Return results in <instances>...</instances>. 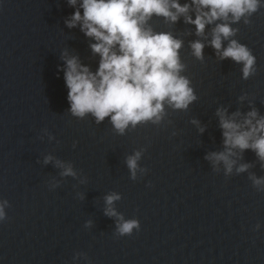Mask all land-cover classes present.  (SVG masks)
Returning a JSON list of instances; mask_svg holds the SVG:
<instances>
[{"label":"water","instance_id":"obj_1","mask_svg":"<svg viewBox=\"0 0 264 264\" xmlns=\"http://www.w3.org/2000/svg\"><path fill=\"white\" fill-rule=\"evenodd\" d=\"M77 10L69 0H0V264H264V159L232 149L230 173L208 159L228 151L218 111L264 118V0L201 35L184 16L154 15L145 27L182 41L179 75L196 99L184 109L165 101L158 120L123 132L111 116L71 111L65 57L93 73L101 62L95 39L68 27ZM224 23L234 35L218 52L211 41ZM233 40L255 57L247 78L243 63L221 58ZM112 195L120 199L109 206ZM109 207L141 229L120 236Z\"/></svg>","mask_w":264,"mask_h":264},{"label":"clouds","instance_id":"obj_2","mask_svg":"<svg viewBox=\"0 0 264 264\" xmlns=\"http://www.w3.org/2000/svg\"><path fill=\"white\" fill-rule=\"evenodd\" d=\"M261 2L191 0L182 5L180 0H69L73 7L79 4L83 15L77 10L67 22L68 27L79 25L86 36L94 38L96 43L91 45L92 50L101 57L96 73L81 65L77 58L65 57V81L72 113L79 117L90 113L98 122L111 116L114 126L123 132L129 124L136 125L153 118L158 120L165 101L177 109L187 108L196 97L190 82L179 75L183 67L179 57L182 41L174 39L170 33H154L145 25L154 15L172 23L184 16L185 21L195 25L197 34L201 35L207 25L217 20H227L231 15L233 22H237L245 14L256 12ZM193 8L195 19L189 15ZM232 35L234 31L228 24H218L211 44L220 52L223 39ZM204 47L199 41L193 43L194 55L202 59ZM220 54L222 59L231 58L243 63L245 78L251 74L256 61L246 46L233 40ZM217 115L228 151L213 153L208 159L217 164L222 161L229 173L235 163L230 159L235 154L232 149H251L264 159V118H258L257 111L249 112L241 122H238L240 113L229 117L226 110L221 109ZM139 156L137 153L127 161L133 178ZM50 160L48 158L45 163ZM246 170L247 166L239 169L240 172ZM64 175H74V172L69 167ZM118 199V195L109 196L107 204L111 206ZM7 205V201L0 202V222L7 218ZM105 214L119 216L112 207ZM119 220L120 236H131L141 229L139 220L125 221L123 216H119Z\"/></svg>","mask_w":264,"mask_h":264}]
</instances>
